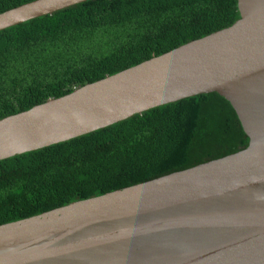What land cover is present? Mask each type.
<instances>
[{
    "label": "water",
    "instance_id": "obj_1",
    "mask_svg": "<svg viewBox=\"0 0 264 264\" xmlns=\"http://www.w3.org/2000/svg\"><path fill=\"white\" fill-rule=\"evenodd\" d=\"M85 0H32L0 30ZM231 25L0 118V160L217 92L246 147L0 224V264H264V0Z\"/></svg>",
    "mask_w": 264,
    "mask_h": 264
},
{
    "label": "trees",
    "instance_id": "obj_2",
    "mask_svg": "<svg viewBox=\"0 0 264 264\" xmlns=\"http://www.w3.org/2000/svg\"><path fill=\"white\" fill-rule=\"evenodd\" d=\"M32 0H0V12ZM237 0H85L0 30V118L231 25ZM229 100L202 93L0 160V224L236 152Z\"/></svg>",
    "mask_w": 264,
    "mask_h": 264
}]
</instances>
